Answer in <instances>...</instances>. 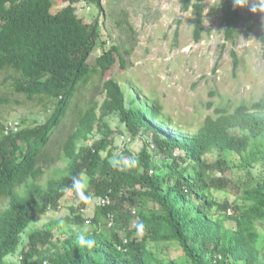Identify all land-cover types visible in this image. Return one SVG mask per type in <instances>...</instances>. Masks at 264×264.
I'll return each mask as SVG.
<instances>
[{"label":"trees","instance_id":"1","mask_svg":"<svg viewBox=\"0 0 264 264\" xmlns=\"http://www.w3.org/2000/svg\"><path fill=\"white\" fill-rule=\"evenodd\" d=\"M80 1L102 9L100 0H62V7L55 12L52 0H0V264H17L5 257L16 252L21 233L37 215L58 208L72 178L81 174L88 178L82 197L108 195L111 199L110 204L98 206L90 222L98 224L110 213L121 228L110 233L113 225L106 221L101 229L96 226L81 231L79 234L94 241L92 248L77 244L79 234L54 241L53 228L60 222L87 225L84 210L88 201H80L28 235L20 264H264V240L259 245L260 230H264V176L251 173L257 162L264 161V99L242 103L232 111L218 108L194 133H187L172 128L161 115V105L141 95L133 97L128 107L118 81L105 79L104 99L86 109L62 144L67 162L63 173L42 184L44 166L38 155L53 128L66 114L79 85L93 73L103 75L120 55L117 46L106 47L98 17L87 22L76 13L74 4ZM203 1L183 0V9L191 6L195 15L196 41L204 28ZM217 9L224 38L233 41L241 7L234 6L233 0H223ZM99 45L100 54L87 66ZM5 83L9 92L2 88ZM15 93L44 106L53 103V111L44 122L5 134L1 108L9 102L21 103ZM113 113L120 115L133 136L151 134L164 155L161 169H153V155L146 144L138 154L123 149L127 159L136 160L134 167L125 163L113 166L109 157L114 130L103 121ZM101 121L102 136L86 147L84 142ZM21 140L26 145L24 151L19 149ZM176 149L183 154L176 155ZM214 152L215 158L208 160ZM236 170L246 172L238 186L247 202L243 206L235 200L219 202L208 193L223 190L233 181L230 175L217 176L210 171ZM198 172L202 178L198 179ZM147 202L152 206L145 207ZM231 206L234 211L226 213ZM134 215L135 230L127 227ZM227 221L234 224L229 226ZM137 224L143 225V234L137 233ZM148 241L153 242V248L148 247ZM171 248L182 252L184 263L166 257Z\"/></svg>","mask_w":264,"mask_h":264},{"label":"rangeland","instance_id":"2","mask_svg":"<svg viewBox=\"0 0 264 264\" xmlns=\"http://www.w3.org/2000/svg\"><path fill=\"white\" fill-rule=\"evenodd\" d=\"M222 1H203L204 28L199 41L194 39L193 9L191 6L187 10L183 9V0H100L102 9L89 4L88 10H76L87 22H92L98 17L101 37L106 40V47L117 46L120 55L116 56L115 63L103 75L93 73L86 83L79 85L66 114L50 133L47 144L38 155L39 164L44 166L41 179L43 185L48 177H59L63 173L67 162L63 159L62 144L86 109L95 101L100 105L104 99L102 82L105 79L114 78L118 81L128 107L132 105L133 97L141 95L154 105H161V115L165 122L171 123L172 128H179L187 133H194L207 115L215 116V110L218 108L232 111L242 103L251 104L264 99V11L260 10L264 8V4L255 12L252 8L258 0H248V3L241 7L242 17L237 36L233 41H229L224 38V27L217 9ZM52 3L53 12L63 4L62 0H52ZM98 47L91 53L87 66L100 54L101 46ZM235 59L237 67L234 69ZM7 84L2 88L9 92ZM14 95L21 103L9 102L3 105L2 124L12 119L18 120L22 127L32 126L44 122L53 111V103L44 106L38 100H29L17 93ZM103 121L114 130V149L109 157L111 163H124L127 160L124 153L118 151V142L121 136L128 135L134 141L128 144L127 150L138 154L146 144L153 155V169L162 168L164 155L156 147L151 134L133 136L120 121L118 113L105 116ZM103 121L96 124L97 128L95 127L84 142L86 147H92L102 136ZM232 132L237 133V130ZM25 148V142L19 141V149L24 151ZM175 154L182 155L183 151L176 149ZM215 156L216 152L207 156V159L212 160ZM251 173L264 176V161L257 162ZM210 174L226 177L230 175L233 180L223 190L213 189L208 192L213 198L219 202L226 199L231 202L235 200L241 206L247 204L243 199L242 190L238 187L246 179L244 170L225 173L210 171ZM197 177L202 178V174L198 172ZM80 178L83 180L84 191L88 178L85 174H81ZM79 203L75 194L69 191L61 199L58 208H49L45 214L37 215L21 233L16 252L5 257L6 261L20 264L21 252L26 247L28 235L34 230L44 228L49 220L66 214L69 205L78 206ZM150 206L151 202L145 204V207ZM0 208H3L1 203ZM85 208L84 216L92 218L97 212V198L93 197ZM228 209L226 213L234 211L232 206ZM220 213L224 215L225 212ZM135 216L127 225L130 229L135 227ZM105 218L102 217L98 224L90 222L84 226L60 222L53 228L54 241L78 235L81 231L91 230L96 226L101 229L105 225ZM226 223L229 226L234 224L233 221ZM121 225L119 220L115 221L110 233L114 229H120ZM260 232L261 246L264 230ZM147 245L149 248L154 247L152 241H148ZM166 254V257L172 256L184 263L179 249L171 248Z\"/></svg>","mask_w":264,"mask_h":264},{"label":"clouds","instance_id":"3","mask_svg":"<svg viewBox=\"0 0 264 264\" xmlns=\"http://www.w3.org/2000/svg\"><path fill=\"white\" fill-rule=\"evenodd\" d=\"M234 2V6L236 7H243L245 6L247 3H248V0H233ZM261 4H264V0H258V3L252 8V11H257L258 10V7L261 5ZM261 11H264V8H261L260 9ZM9 121H17L18 122V129L17 130H13L12 128L9 130V131H14V132H17L19 131V129L22 127L20 122L18 120H7L4 122V127L6 128V126L8 125ZM4 133H5V129H4ZM9 132L5 133V134H8ZM131 137V136H130ZM132 138V137H131ZM132 140L134 141V139L132 138ZM128 146V145H127ZM127 148V147H126ZM128 167H134L135 164H136V160L134 158H128L127 160H125L124 162ZM115 166V164L113 165ZM68 191H71L73 193L76 194L77 196V199L79 201H88L90 202L92 200V197L89 195L87 197H82L80 195V193L82 192L83 190V180L80 178V177H73L72 178V184L70 186V188L67 189ZM103 197H108L109 199V203L105 204V205H108L111 203V199L109 198L108 195H105ZM101 196H97V206H105V205H102L99 203V200L100 198H103ZM110 214V213H109ZM113 215V214H112ZM85 217V224L87 223H90V222H86V220H88L89 218H87L86 216ZM91 218V217H90ZM90 220V219H89ZM106 221H107V224L109 222V215L106 217ZM114 224V216H113V223L111 225ZM111 225H108V226H111ZM137 231L139 234H143V231H144V228H143V225L142 224H137ZM77 244L80 246V247H86V248H92L93 245H94V241H92L91 239L87 238V236L83 233L79 234L78 237H77Z\"/></svg>","mask_w":264,"mask_h":264},{"label":"built area","instance_id":"4","mask_svg":"<svg viewBox=\"0 0 264 264\" xmlns=\"http://www.w3.org/2000/svg\"><path fill=\"white\" fill-rule=\"evenodd\" d=\"M76 6V10L77 9H81V8H84L85 10L89 9L90 6L84 2V1H80V2H76L74 4ZM13 129V130H17L18 129V122L17 121H9L8 125L6 126L5 128V133H7L10 129ZM133 140L130 136L126 135V136H121V138L119 139V142H118V151L119 152H122L124 148L127 147L128 144L132 143ZM153 146V145H152ZM99 203L102 204V205H105L107 203H109V199L108 197H103V198H100L99 200ZM86 222H90V220H86ZM113 223V215L112 214H109V222H108V225H111Z\"/></svg>","mask_w":264,"mask_h":264}]
</instances>
